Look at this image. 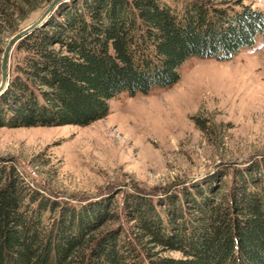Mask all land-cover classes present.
Here are the masks:
<instances>
[{
  "label": "trees",
  "instance_id": "trees-1",
  "mask_svg": "<svg viewBox=\"0 0 264 264\" xmlns=\"http://www.w3.org/2000/svg\"><path fill=\"white\" fill-rule=\"evenodd\" d=\"M53 0H0V28ZM69 0L16 46L0 128L87 127L109 101L166 90L191 58L231 61L264 35V13L179 0ZM2 51V50H1ZM231 175V183L224 179ZM222 176V177H221ZM121 216L127 229L115 224ZM181 257L161 255L159 250ZM264 264V157L158 200L60 203L0 166V264Z\"/></svg>",
  "mask_w": 264,
  "mask_h": 264
},
{
  "label": "rangeland",
  "instance_id": "rangeland-1",
  "mask_svg": "<svg viewBox=\"0 0 264 264\" xmlns=\"http://www.w3.org/2000/svg\"><path fill=\"white\" fill-rule=\"evenodd\" d=\"M193 2L264 13V0H179L178 5ZM47 7L25 16L14 33L0 28V81L8 40ZM23 57L15 48L11 76ZM180 73L169 89L110 100L108 116L87 127L0 128V166H15L29 185L62 204L114 196L121 208L126 194L158 200L262 159L264 35L231 61L191 58ZM115 226L129 228L123 216Z\"/></svg>",
  "mask_w": 264,
  "mask_h": 264
},
{
  "label": "water",
  "instance_id": "water-1",
  "mask_svg": "<svg viewBox=\"0 0 264 264\" xmlns=\"http://www.w3.org/2000/svg\"><path fill=\"white\" fill-rule=\"evenodd\" d=\"M67 1L69 0H53L35 22L18 31L8 40L7 45L3 50L1 59L0 95H2L9 86L11 78V56L16 46L28 34L42 27L51 17V15L57 10V8Z\"/></svg>",
  "mask_w": 264,
  "mask_h": 264
}]
</instances>
